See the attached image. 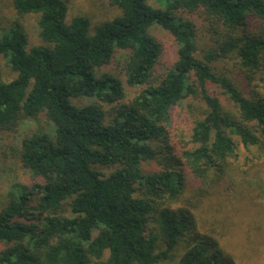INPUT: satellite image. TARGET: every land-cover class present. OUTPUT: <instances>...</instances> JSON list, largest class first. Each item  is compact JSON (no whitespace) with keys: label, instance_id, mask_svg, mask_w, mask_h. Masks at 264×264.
I'll list each match as a JSON object with an SVG mask.
<instances>
[{"label":"trees","instance_id":"1","mask_svg":"<svg viewBox=\"0 0 264 264\" xmlns=\"http://www.w3.org/2000/svg\"><path fill=\"white\" fill-rule=\"evenodd\" d=\"M106 1L120 12L92 25L85 15L66 20V0H8L20 17L36 14V44L22 22L4 24L0 14V55L15 72L5 81L0 68V130L35 126L16 147L31 179L13 182L0 207V264H226L218 242L189 234L193 213L171 202L185 170L200 185L225 181L239 147L264 165V90L252 85L257 72L264 79V0ZM190 15L208 24L202 44ZM154 25L175 42L161 70ZM119 50V73L103 70ZM230 55L248 90L218 69ZM127 87L134 93L125 101ZM196 98L207 110L178 153L163 155L154 142L170 135L173 109ZM148 160L161 169L145 170Z\"/></svg>","mask_w":264,"mask_h":264},{"label":"rangeland","instance_id":"2","mask_svg":"<svg viewBox=\"0 0 264 264\" xmlns=\"http://www.w3.org/2000/svg\"><path fill=\"white\" fill-rule=\"evenodd\" d=\"M66 2V20L69 21L75 15H85L94 25L110 19L120 12L118 6L110 4L106 0H66ZM0 14L5 19L4 24L9 20L18 19L25 25L31 44L39 42L36 14L20 17L9 6L8 0H0ZM190 17L198 25L202 44L204 39L209 36L208 24L203 22L198 15H190ZM262 27L261 23L259 31ZM150 31L165 47L163 58L158 66L161 70V67L164 68L175 59V42L171 34L159 25L152 26ZM124 54V50H119L113 61L104 66L103 70L118 74ZM217 65L221 72L238 79L242 89L248 90L243 77L244 73L241 71L238 58L235 55L219 60ZM0 68L5 81L15 76V72L1 55ZM262 74L263 71L254 74L252 84L253 86L257 85L260 90H264ZM209 88L211 93L221 99L223 106L232 108L229 99L220 88L217 86H209ZM127 89L125 101H128L134 93L133 88L127 87ZM188 100L173 109L171 116L173 126L168 128L170 135L154 142V145H161L163 155L165 152L167 155L178 153L180 149L178 142L189 138L192 121L202 117L207 110L205 102L201 98ZM29 127L35 126L30 122H25L18 134L0 130V207L4 205L6 193L13 182L19 181L27 184L31 179L29 170L18 161L16 156V147L19 144L20 136ZM168 146H171L173 150L170 151ZM239 150L240 155L231 159L226 180L214 187H208L202 183L200 185V182L194 180L185 170L183 192L178 200L171 203L172 207L185 206L193 213L196 226L191 228L189 234L201 235L218 242L224 250L222 258H230L229 264H264V233L259 235L257 231L258 229L264 230V219H261L264 217V165L254 166L252 161L244 159L241 147ZM100 167L106 172H110L117 165ZM143 168L158 170L161 169V163L157 160H148L143 164ZM190 235H188L189 238ZM185 245L186 241L182 240L176 250V256L183 252ZM176 263L170 261L162 264ZM222 264H224V260Z\"/></svg>","mask_w":264,"mask_h":264}]
</instances>
